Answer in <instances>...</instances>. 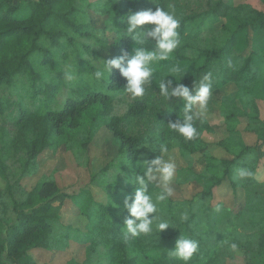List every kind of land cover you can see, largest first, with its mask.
<instances>
[{
    "label": "trees",
    "instance_id": "obj_1",
    "mask_svg": "<svg viewBox=\"0 0 264 264\" xmlns=\"http://www.w3.org/2000/svg\"><path fill=\"white\" fill-rule=\"evenodd\" d=\"M21 3L27 5L24 15L19 14ZM235 4L223 0H0V172L7 181L9 198L8 203L0 201V264H29L33 251L46 247L52 237V222L60 220L63 199L70 196L48 179H41L21 197L13 192V185L34 168L43 149L57 143L66 127L78 128L86 113L92 114V120L100 113L108 116L107 126L118 143L117 155L92 180L97 178L96 183L103 185L107 204L91 202L86 211L88 241L105 249L101 264H183L165 252L158 257L146 254L149 243L142 236L126 235L123 220L128 213L123 199L134 192L133 178L143 173L134 163L145 141L157 135L165 141L173 135L178 142L181 140L184 151L193 153L203 148L200 135L207 125L197 122L199 137L186 141L168 126L180 115L179 107L159 96V86L153 83L142 98L133 100L125 94L126 80L118 70L113 69L108 81H96L92 73L97 63H103L101 60L130 52V45L135 42L121 32L128 14L155 10L157 5L167 11L171 5L180 20L177 31L182 40L174 51L175 59L201 60L179 82L191 89L194 81L211 72L212 89L230 81L238 84L242 93L257 71L252 54L242 58L240 65L234 64L235 58L239 60L234 54L235 33L228 26L214 30L209 24L210 19L234 13ZM91 9L106 16V30L108 26L114 28L113 43H107L104 29L90 25ZM250 10L244 23L249 38L264 29V11ZM153 44L154 41L145 46ZM67 72L75 79L68 81ZM123 96L129 99L126 112L123 116L112 114L114 101ZM226 108L231 112L224 109L225 123L234 124L236 114L228 104ZM220 146L224 152L234 154V160L225 162L210 176V187L203 194L207 197L226 179L235 186L236 169L247 167L256 150L245 145ZM15 159L20 161L19 173L11 168ZM258 206L264 208V189L253 183L243 211L229 216L223 225L219 222L222 230L218 243L233 236L247 252L260 251L264 257V230L252 219L254 212L260 210ZM67 227V232L60 233L66 241L72 239L71 228ZM187 231L199 242V251L188 264L202 260L215 264L219 256H207L198 230L190 225ZM221 249L224 250L220 248L219 253Z\"/></svg>",
    "mask_w": 264,
    "mask_h": 264
},
{
    "label": "rangeland",
    "instance_id": "obj_2",
    "mask_svg": "<svg viewBox=\"0 0 264 264\" xmlns=\"http://www.w3.org/2000/svg\"><path fill=\"white\" fill-rule=\"evenodd\" d=\"M223 1L235 2L237 10L234 13L230 11L227 15L210 19L209 24L214 30H219L223 25L228 26L237 37L234 54L239 57V60L235 58L234 64L240 65L243 59L252 54L251 58L257 71L248 79V87L242 93L239 92L238 84L230 81L212 89L204 121L207 128H203L200 135L204 143L202 149L187 153L182 147L181 140L178 142L173 135L167 137L168 140L165 139V141L161 135H157L142 144L138 159L134 163L140 171H144L145 160L160 155V145H166L169 149L165 158L171 156L177 162L173 196L160 205V211L163 216L172 221L175 227L179 228L170 226L159 234L154 232L142 237L149 243L145 253L158 257L162 252L168 254V250L174 247L180 231L188 236L187 228L191 225L202 237L205 245L203 250L207 256L213 258L219 256L215 264H246L249 261L263 264L264 257L259 255L260 251L247 252L239 245L241 254L236 255L227 251L226 247L217 240L222 230L219 226L223 225L229 216L237 215L245 208L253 183H259L264 189V29L252 33L249 38L248 35L246 36L247 29L244 27L250 15V8L264 11V4L261 0ZM242 4L246 7H240ZM20 5L19 14H26L27 5L24 3ZM88 19L91 26L105 30L104 38L107 43L114 42L116 38L114 28L111 29L107 25L109 29L107 27L106 30L107 20L104 14L91 9L88 12ZM134 46L138 45L135 43L130 45V52ZM251 50L255 52L252 53ZM200 63L201 60H176L173 53L169 61L157 65L158 70L153 83L159 86L161 77L171 74L169 69L173 65H178L185 70L180 79L182 80ZM176 78H179V74ZM128 102V98L118 97L114 101V109L111 113L123 116ZM231 102L233 105H229ZM227 104L236 114L234 124L225 123L223 111L227 110ZM227 111L231 112V110ZM90 116L92 114L86 113L76 129L66 127L57 143L43 149L36 158L34 168L24 173L13 185V192L21 197L38 181L48 179L54 181L61 192L70 196L63 199L60 220L52 222L54 233L52 237H49L46 247L33 251L29 264H101L105 249L101 244L95 247L93 242L89 243L90 233H87L86 229V211L91 202L107 204L108 196L103 185L96 183L97 178L94 182L92 180L117 155L118 143L107 126L108 116L100 113L95 120H92ZM221 144L235 148L237 145L256 148L255 154L250 155L247 166L254 171L255 176L242 181L234 177L235 186L226 179L221 185L213 188L212 194L207 197L203 194L210 187V176L225 162L234 160V154L224 152ZM12 162L13 165H10L13 172L19 173L20 161L15 159ZM6 186L7 181L0 172V201L3 203L9 202ZM150 190L156 192L159 189L153 185ZM217 205L221 207L220 212L214 211ZM258 207L260 210L254 212L252 219L257 222L261 230H264V208ZM185 211L188 213V219L181 222L179 215ZM193 214L194 218H192ZM219 222H221L220 225ZM67 226L71 228L72 237L68 241L60 236V233L68 231ZM235 239L233 236L226 238L236 242ZM222 247L224 250L221 249L219 253ZM190 264L209 263L202 260Z\"/></svg>",
    "mask_w": 264,
    "mask_h": 264
},
{
    "label": "clouds",
    "instance_id": "obj_3",
    "mask_svg": "<svg viewBox=\"0 0 264 264\" xmlns=\"http://www.w3.org/2000/svg\"><path fill=\"white\" fill-rule=\"evenodd\" d=\"M179 27L180 20L171 5L167 11L157 5L155 10L148 8L128 14L121 29L122 36L130 37L138 46H134L131 52L101 60L103 63L96 64L93 78L96 81H108L113 69L118 70L119 75L126 80L123 87L125 94L133 100L142 98L146 89L155 82L157 65L169 61L180 45L181 37L177 31ZM153 41L151 48L145 46ZM169 72L171 74L161 77L158 93L165 101L178 106L180 115L176 120L169 122L168 126L184 140H195L200 135L197 122L203 123L206 120L212 94V73L203 74L199 81H194L190 89L179 82L185 72L182 67L173 65ZM65 75L68 81L75 79L71 72ZM168 76L171 78H166ZM168 152L166 145H160V155L145 160L143 173L133 178L134 182L131 183L135 185L134 192L124 196L123 208L127 210L128 215L124 218L123 225L126 235L131 238L149 236L154 232L159 234L170 226L175 227L160 211V205L173 196V184L177 177V162L171 156L165 158ZM254 176L255 173L250 167L236 169L235 179L242 181ZM153 185L159 190L152 192L150 189ZM214 211L220 212V205H217ZM187 219L188 213L181 212L179 220L184 222ZM222 246L233 254H241L237 242L223 240ZM198 251L199 242L180 231L174 247L168 250V254L183 264H188Z\"/></svg>",
    "mask_w": 264,
    "mask_h": 264
}]
</instances>
